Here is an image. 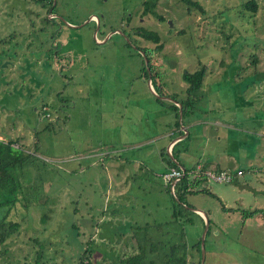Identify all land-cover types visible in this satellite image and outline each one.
<instances>
[{
    "label": "rangeland",
    "instance_id": "rangeland-1",
    "mask_svg": "<svg viewBox=\"0 0 264 264\" xmlns=\"http://www.w3.org/2000/svg\"><path fill=\"white\" fill-rule=\"evenodd\" d=\"M197 1L157 0L160 20L141 0H0V139L31 154L22 192L0 204V221L18 224L0 264H31L34 237L42 264H110L136 242L156 258L157 240L184 242L195 264L203 218L191 208L209 219L202 264H264V0L254 11L244 0ZM133 41L153 49L177 99L181 71L205 66L190 112L175 116L153 97ZM179 129L188 136L172 154L187 169L202 160L242 169L227 182L190 181L192 223L172 218L159 176L158 149Z\"/></svg>",
    "mask_w": 264,
    "mask_h": 264
},
{
    "label": "trees",
    "instance_id": "trees-1",
    "mask_svg": "<svg viewBox=\"0 0 264 264\" xmlns=\"http://www.w3.org/2000/svg\"><path fill=\"white\" fill-rule=\"evenodd\" d=\"M157 0H141V13H149L152 16L162 20L163 17L156 12L155 5ZM182 3H184L187 7H197L201 9L199 3L197 0H180ZM242 6L245 9H248L250 11L255 10V1L254 0H244L242 2ZM241 12H244L241 10ZM138 34L143 37L144 39H149L155 43L153 49H159L162 46V42L159 41L158 33L155 30L147 29L144 27H139V30L137 31ZM133 48L135 49V52L140 56L141 61V73L144 77L147 76V72L145 69V65L142 60V56L138 52V49H141L144 51V55L147 58V65L149 67V73H150V83L153 87V89L158 93L159 95H167L170 98L174 99V101L178 102L180 105V113H187L192 110L194 107V101L195 98L191 96L192 91H194L196 88H198L201 83L204 80L205 76V66L200 65L192 70L183 69L181 71L180 77L183 81L186 82L185 86V92L186 95L184 98H175L170 93L165 91L163 88V84L159 81L162 77V70L159 69V65L155 62V57L153 55V49L147 46L138 45L137 43H134L133 41ZM254 57L251 60L254 61ZM156 100H158L161 103H165L167 106L171 107L174 110L175 116H177L178 112V105L170 102L165 101V99H161L159 97L153 96ZM47 109V108H46ZM42 109L43 113H45L47 110ZM178 133H182V131L179 129ZM188 136V133L186 134ZM14 142L13 138L11 137H5L4 139H0V204L3 203H10L12 202L16 197L19 190L22 192L23 188V181L26 182L29 178L28 172L25 171L23 168V165L26 164L28 159L31 158V154L28 151H24L19 146H13L12 143ZM163 150L165 148H162V150L159 149V155L163 154ZM166 151V150H165ZM164 162L167 164L168 167L173 166L177 167V163L175 162V157L173 156L172 152H170L169 155L162 156ZM198 181V180H197ZM191 182H188L186 179V176H182L178 181H176L173 185V192H170L168 189V186H165L167 192L170 195L171 198V216L174 218L175 221L181 220L183 222L192 223V219L189 216L190 208H188L187 204L182 201L183 193L186 191ZM45 200L44 202H46ZM201 221L202 218L200 217ZM40 222H44L46 220V214L39 216ZM207 229L206 232L209 229V219L207 218ZM203 225V222H202ZM18 224L17 221L9 222L5 218L0 221V244L4 246V241L7 237H9L12 233L15 232V229L17 228ZM141 224H135L134 226L130 227V230L132 232H135V230L141 228ZM131 238L135 239L133 234H130ZM147 240L152 239L153 236L147 235ZM136 241V240H135ZM155 242V243H154ZM153 243L150 242L148 250L153 251L156 246L158 248H162V253L157 254L156 258H145L144 254V248L139 243H135V250L128 251L126 253H123L122 255L114 256L110 264H186V258L188 254L187 246L184 242H163L162 240L154 241ZM37 244L40 246V248H34V253H32V263L31 264H42L43 258H42V248H41V241L39 238H32L31 244ZM30 244V245H31ZM133 248V246H132ZM194 249L196 251V261L195 264H199V255H200V248H199V236H197L196 241L194 242ZM2 251H5L4 248L0 249V253ZM28 256L31 255V252L29 251ZM26 256V255H25ZM27 257V256H26Z\"/></svg>",
    "mask_w": 264,
    "mask_h": 264
},
{
    "label": "built area",
    "instance_id": "built-area-1",
    "mask_svg": "<svg viewBox=\"0 0 264 264\" xmlns=\"http://www.w3.org/2000/svg\"><path fill=\"white\" fill-rule=\"evenodd\" d=\"M43 109H46L43 107ZM47 110V109H46ZM45 114H48L46 111ZM171 145V144H170ZM169 148V147H168ZM242 173L241 168L230 169V168H214L209 166H203L202 164H195L190 168L177 165V167H167L166 170L159 175L168 186L170 192H173V185L182 176H186L188 182H195L197 180H212L216 182H227L230 181L235 175ZM189 178V179H188Z\"/></svg>",
    "mask_w": 264,
    "mask_h": 264
},
{
    "label": "water",
    "instance_id": "water-1",
    "mask_svg": "<svg viewBox=\"0 0 264 264\" xmlns=\"http://www.w3.org/2000/svg\"><path fill=\"white\" fill-rule=\"evenodd\" d=\"M167 22H168V24H170V20L169 19L167 20ZM138 52L142 56V60H143V63L145 65V69H146V72H147V86H148V89L150 90L151 94H153V96H155V97H159L161 99H166V100H169V101H172V102L176 103L178 105V110L180 111V105H179L178 102L174 101V99L170 98L167 95H159L153 89V87L151 86V83H150V73H149V67L147 65V58L144 55V51L143 50L138 49ZM191 210L199 213L202 216V218H203V227H202L201 233L199 235V248H200L199 264H202L203 263V254H204L203 237H204V234H205L206 229H207V224H208L207 217H206L205 213L203 211H201L200 209H198V208H191Z\"/></svg>",
    "mask_w": 264,
    "mask_h": 264
},
{
    "label": "crops",
    "instance_id": "crops-1",
    "mask_svg": "<svg viewBox=\"0 0 264 264\" xmlns=\"http://www.w3.org/2000/svg\"><path fill=\"white\" fill-rule=\"evenodd\" d=\"M184 98V97H183ZM169 101V100H168ZM174 103V102H173ZM176 104V103H175ZM193 109V108H192ZM184 128V126H182V129ZM174 129V128H173ZM171 132L172 131H168V132H166V133H164L165 135H169L170 136V134H171ZM188 132L187 131H184V133H177V135H175V136H171V137H169L167 140H166V143H165V146H164V148H165V150H167V152H172L173 151V147H174V145L176 144V143H178V141H180L181 140V138L183 137V136H186V134H187ZM164 136V135H163ZM169 144H171L170 145V149H168V145ZM158 152H159V149H158ZM159 158H160V163L161 164H163V167L166 169L168 166H167V164L164 162V160H163V157H162V155H159ZM175 162L177 163V165H181V166H183L184 167V165L179 161V160H177L176 158H175ZM110 163V162H109ZM200 164H202L203 166H209V167H214V168H225L226 166H222V165H219V164H217V163H214V164H209V162H207V161H205V160H202L201 162H199ZM195 164H197V163H195ZM194 164V165H195ZM117 172H115V173H113V176H114V178H115V176H117V177H120V175H118V174H116ZM160 176V175H159ZM164 186H166V183H164ZM165 190H166V188H165ZM181 239V238H180ZM191 255V254H190Z\"/></svg>",
    "mask_w": 264,
    "mask_h": 264
},
{
    "label": "flooded vegetation",
    "instance_id": "flooded-vegetation-1",
    "mask_svg": "<svg viewBox=\"0 0 264 264\" xmlns=\"http://www.w3.org/2000/svg\"><path fill=\"white\" fill-rule=\"evenodd\" d=\"M35 1V0H34ZM39 3V2H38ZM41 5V4H40ZM32 33H34V32H32Z\"/></svg>",
    "mask_w": 264,
    "mask_h": 264
}]
</instances>
